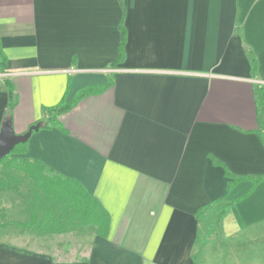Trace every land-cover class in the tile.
<instances>
[{
  "label": "crops",
  "instance_id": "0c3cea01",
  "mask_svg": "<svg viewBox=\"0 0 264 264\" xmlns=\"http://www.w3.org/2000/svg\"><path fill=\"white\" fill-rule=\"evenodd\" d=\"M0 46V132L7 81L18 134L93 90L17 156L107 216L63 233L0 226V264H264V0H0ZM28 204L0 190L7 219Z\"/></svg>",
  "mask_w": 264,
  "mask_h": 264
},
{
  "label": "trees",
  "instance_id": "16d2710c",
  "mask_svg": "<svg viewBox=\"0 0 264 264\" xmlns=\"http://www.w3.org/2000/svg\"><path fill=\"white\" fill-rule=\"evenodd\" d=\"M123 54V44L121 55ZM252 72L258 71V61L251 52ZM0 62L5 71L6 56L0 46ZM9 92V105L6 111V121H11V113L15 106L14 93L10 81L6 82ZM93 90L86 88L80 92L74 102L61 101L58 105L48 108L42 119L36 123L40 128L60 126L58 117L70 109L79 99ZM258 129L264 144V88L257 90ZM28 141L17 144L10 154L0 159V190L10 191L29 201L25 209L27 215L24 221L5 220L6 214L0 212V226L31 229L36 233H63L73 231L83 225L96 224L102 227L106 224V214L90 194L81 187L78 191L72 179L56 174L39 160L19 157L27 151ZM264 180V175L254 178V184ZM1 218L3 220H1Z\"/></svg>",
  "mask_w": 264,
  "mask_h": 264
},
{
  "label": "water",
  "instance_id": "95a60500",
  "mask_svg": "<svg viewBox=\"0 0 264 264\" xmlns=\"http://www.w3.org/2000/svg\"><path fill=\"white\" fill-rule=\"evenodd\" d=\"M39 128L40 124L36 123L31 125L25 133L18 134L12 123L5 121L0 132V159L10 154L17 144L27 142L32 133L39 130Z\"/></svg>",
  "mask_w": 264,
  "mask_h": 264
},
{
  "label": "rangeland",
  "instance_id": "374dc122",
  "mask_svg": "<svg viewBox=\"0 0 264 264\" xmlns=\"http://www.w3.org/2000/svg\"><path fill=\"white\" fill-rule=\"evenodd\" d=\"M0 212H3L2 211V209H0ZM1 220H3L2 218H1ZM5 220H8V221H10L9 219H7V218H5ZM10 230V229H9ZM263 246L262 247H264V244H262ZM258 248H259V246H257ZM264 256H262V258H263Z\"/></svg>",
  "mask_w": 264,
  "mask_h": 264
}]
</instances>
